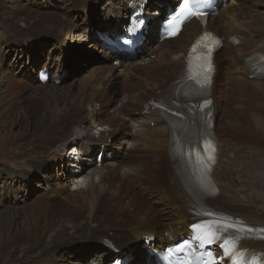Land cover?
I'll return each instance as SVG.
<instances>
[{
  "label": "bare ground",
  "instance_id": "obj_1",
  "mask_svg": "<svg viewBox=\"0 0 264 264\" xmlns=\"http://www.w3.org/2000/svg\"><path fill=\"white\" fill-rule=\"evenodd\" d=\"M117 1L121 4L118 9L124 12L120 21L132 5L122 38L130 45V56L111 46L112 51L104 54L113 62L106 67L108 79L97 78L95 90L94 82L89 81L79 87L77 94L69 92L68 95L64 88H56L54 84L57 69L49 87L48 83L37 87L22 83L21 87L13 78L6 77L4 82L0 79V153L5 155L0 168V234L6 232L11 220L19 219L22 207L26 212L24 216L29 219L18 239L8 232L12 240L10 250L4 252L17 264H57L52 261V255L63 244L104 240L102 249L86 251L92 252L89 263L94 264L112 250L110 247L117 249V243L128 234L148 237L147 242L131 252L118 254L113 250L115 257L121 254L125 257L118 264H153V259L163 264L155 253L156 241L163 250L171 247L179 237L189 233L191 225L204 221L202 216L206 212L264 228V73L254 76L246 63L252 56H261L264 62V19L254 14V5L264 6V0H232V3L239 2L236 9L239 15L235 16L230 14L231 6L226 7L229 0H211L213 5L209 8L213 10L216 3L215 7L222 8L218 10L222 12L209 16L205 27L201 28L192 20L184 24L177 38L163 42L157 39L149 51L141 55L135 54L134 48L145 40V15L151 11V6H166L167 1L145 5L147 0H116V3L105 4L107 10L114 11ZM64 2L69 8L80 5L85 9L84 2L88 0ZM240 5L246 7V11L241 10ZM0 10L9 18L8 25L0 22V42L19 39L38 42L47 38L62 41L70 36V30L64 27L60 17L47 12H41L44 14L41 16L22 5L21 0H0ZM170 11L172 9L166 6L164 18L158 23L159 34L161 22ZM112 27L115 28V24ZM203 33L219 38L223 44L214 56L215 73L209 90L213 115L211 137L218 143L216 152L219 154L211 177L218 194L206 197L205 207L199 204L202 201L194 180L186 167L177 162L173 151L171 130L180 127L156 115L152 107L157 100L166 106L165 96L182 75L190 46ZM114 38V34L103 35V48L122 42ZM121 60H126V64ZM223 61H226V71L220 67ZM116 66L123 67L120 94L127 100L122 98L117 113L110 114L105 110V103L109 96H118L111 87ZM45 67L43 65L42 69ZM103 81L108 84L101 85ZM120 115L125 119L120 120ZM9 122L18 133H1ZM152 124L161 132L149 136L146 129ZM103 127H106L103 133L97 132ZM180 129L189 136L204 130L190 126ZM115 134L119 136L118 145H127L119 157L111 150L116 143L110 139ZM72 138L70 150L77 147L81 151L75 156L84 154V157H74L77 162L61 167L64 172L72 171L69 167L75 168L70 178L75 190L61 198L46 191L45 200L38 199L31 207L26 203L21 207L16 204L20 200L12 185L17 178L25 181L27 169L41 170L45 157L63 160L59 153ZM92 146H99L104 153L100 169L96 167L95 158L87 156ZM48 169L46 166L45 170ZM123 169L126 172H122ZM48 175L44 173V177ZM159 178L161 183L156 184ZM11 197L16 201L6 203ZM150 198L164 206L165 214L161 215ZM249 249L264 253V242L244 243L237 251L238 259L243 262L261 264L263 260L250 255ZM213 250L220 255L216 247ZM143 254H147L146 257Z\"/></svg>",
  "mask_w": 264,
  "mask_h": 264
},
{
  "label": "rangeland",
  "instance_id": "obj_2",
  "mask_svg": "<svg viewBox=\"0 0 264 264\" xmlns=\"http://www.w3.org/2000/svg\"><path fill=\"white\" fill-rule=\"evenodd\" d=\"M166 1V6H168L170 9H172L173 6L177 3V0ZM111 2L116 3V0H88V2H84L86 4L85 7H87L85 9H82L80 5L69 8L64 0H21L22 5H27L31 8V10L38 12L41 16H44V14H42L41 12H47L57 15L58 18L60 17L59 20H61L62 23L65 24L64 27L70 30V36H66L62 41L47 38L42 39L41 41L39 40L38 42L32 39H19L18 41L0 42V79H2V82L6 80V77H10L13 78L21 87H23L22 83H27L32 85L33 87H37L41 82L36 80V75L38 73H46L48 79L42 84L48 83L49 87L53 83L51 78L57 69L58 71L56 78L54 79V84L56 88H64L68 92V95L69 92H71L70 95L77 94L79 87L81 88L82 84H85L89 81L94 82L93 84L95 86V90L97 87V85L95 84L99 78L105 77V80L108 79V74L105 73L106 67L113 63L110 62L109 59H106L104 57L105 52H111L112 50L110 45H106L107 47L103 48L102 36L105 34L109 36L110 34H114V36L120 34L119 30L122 29L123 31L127 25L128 20L126 17L128 16L129 10L132 7L131 5L130 7H128V9L125 10L126 17L120 21V18L124 16V12L122 10L121 12L120 9H118L121 4L117 1V8L114 11H109L107 10V6H105V4L107 5ZM158 2H160V0H147V2L145 1V3L143 4L151 5L153 3H157V5H159ZM6 3H8L7 5H10L9 2L6 1ZM238 4L239 2L234 1L232 3V0L228 1L226 7L228 5L231 6L230 14H233L234 16L235 14H238L236 11V9L238 8ZM166 6H162L159 8H154L151 6V11L147 12L148 15H145V17L147 18L145 41L137 50V55H141V53L149 51L155 41L159 39L158 23L162 21L165 13L167 12H165ZM254 7V9H256V12H254V14L264 19V6L255 4ZM219 8L220 7H215L216 11L213 15L217 16L218 14H221L222 11L218 10H221L222 8ZM239 8H241V10L243 11H246V7H241L240 5ZM3 11L4 10H0V22L1 24L8 25V15L3 14ZM154 12L157 13L154 14ZM225 21L229 23L228 19H225ZM114 24L116 26L115 28L112 27V25ZM154 24L156 25L154 26ZM116 30L117 33H115ZM151 59L153 60V57H151ZM121 62L122 64H126L127 61L121 60ZM43 65H46L44 69H42ZM119 66H116V77L113 79V81H111L112 90L117 91L118 96H109L107 102L105 103V110L110 114L117 113V106L123 99H126L123 98L122 94H120V85H122V79L124 77L122 73L120 74V71L123 69V67ZM226 66V61H223L220 67L221 69L223 68L224 71H226ZM106 83L108 84V82L103 81L101 85H105ZM88 93L92 94L93 92L88 91ZM126 103L127 101H125L124 104ZM119 119L124 120L125 117L120 115ZM11 124L12 122L6 124L1 133L4 134L8 131H11L12 134L18 133L19 131L12 127ZM146 132L149 136H151L158 132L160 133L161 129L152 124L148 126ZM118 138V134H115L111 137L110 142L116 143ZM73 140L74 138L70 139L59 153L64 158L63 160L59 158L53 160L50 157H45V164L41 170L27 169L28 176L25 181H20V179L17 178L18 180H16V183L12 185V187L14 186V189L18 191L17 196L20 200V203L17 202L16 204L20 205L21 207L24 205V203H26V205H30L31 207L32 203L38 199L43 202L45 200L44 198H46L45 193L47 192H51V194H55L57 197L61 198L63 195L66 196L72 190H75V185H73L72 181H70L75 168L69 167L70 169H72V171L64 172L61 167V165H69L70 163L77 162V159L73 160L74 157H77L79 159L84 157V154L82 157L75 156L76 153H79L81 151L79 148L75 147L74 151L70 150L73 146ZM126 148V144H123L122 146L116 143L115 146L111 147V150L116 157H119L123 153V150ZM90 155L95 158L96 167H99L98 169H100V166L102 165V159L104 158V153L102 152L100 147L92 146V148H90V152L87 153V156ZM4 162L5 155L0 153V168L3 167ZM46 166H48V170H45ZM46 172L49 173L48 177H44V173ZM63 172L65 176H63ZM122 172H126V169H123ZM157 183H161L160 178L158 181H156V184ZM80 186L81 184H78V187ZM58 194L61 196H58ZM9 199L6 201V203L16 201L12 199V197ZM154 201L153 199H151V202ZM154 205L158 207V210L161 211V215L165 214L166 211L163 210L165 208L161 203H155ZM26 210L28 213H30L28 207L26 208ZM24 213L26 212L22 207V209L19 211V219L15 221L11 220L9 222L10 226H8L9 224L6 225V232H2L0 234V264H17L10 260L9 256L5 254L4 250H10L8 246L11 243L12 238L11 236L9 238L8 232L12 236L14 235L16 240L19 238L20 232L22 230H25L24 228L26 227L29 219H26ZM2 224L3 226H5L3 222ZM127 236H124V239L122 240L117 238L121 240L117 243V249H113L112 247H110L112 249L109 250L110 253L106 252L104 258L99 259L98 262L94 264H106L107 261L108 264H117L124 260L125 257L121 256L122 254L118 257H115L113 254L114 251H116L118 254H120L121 252L126 253V251L131 252V250H135L137 249V247L142 245L144 241L147 242L146 238H148L140 234H134L131 236L130 234H128ZM181 237H184V235H182ZM103 241L104 240L100 241V239L84 240L82 242L74 241L71 244H63L64 246L58 247L57 251L53 253L52 261H55V263L57 264H92L89 263L91 261L89 256L92 252L87 253L86 251L96 250L100 248L102 249ZM175 242H173V244ZM155 245L157 246V250L154 248L156 254L163 250L159 241H156ZM143 255L146 257L147 254ZM153 264H157L154 259ZM223 264H225V262Z\"/></svg>",
  "mask_w": 264,
  "mask_h": 264
},
{
  "label": "snow or ice",
  "instance_id": "obj_3",
  "mask_svg": "<svg viewBox=\"0 0 264 264\" xmlns=\"http://www.w3.org/2000/svg\"><path fill=\"white\" fill-rule=\"evenodd\" d=\"M190 2L196 4L199 7V6L206 5L207 3H209V0H183L182 5L180 6V11L174 12V14L172 15L171 19L168 21V23L172 24L175 21L178 24H182V23L186 22L187 19L191 18L192 14L185 12V6L188 5ZM208 38H210L208 36V34H205V36L202 37V39H208ZM206 71L208 73L211 72L210 62L208 63ZM43 75L44 74H42V77H43ZM209 83H210V77L208 75H205L204 83L201 85V87L203 88ZM206 147L209 149V151L207 153L206 160L203 159V154H200L199 152L197 153L198 156L200 157L199 166L203 169V171L201 173L202 177H203V179L201 181L202 186L206 185V182L208 180V176H209V173H210V170H211V164L214 163V161H215L214 147L211 144H206ZM232 226L233 225H227L225 227V230H227L228 227H232ZM201 227H202V225H193L194 230L195 229H199ZM217 231H219V229ZM237 231L240 232V233H243V232H254V231L264 232V229L256 230V229L247 228L246 226L241 225L240 227L237 228ZM214 238H217V237L209 236V238L207 240L204 237H201V236L194 237V239H199L201 241V246L204 243H206V242L207 243H211L212 239H214ZM238 238L239 237H237V239ZM227 243H228V241L226 240L225 244H227ZM225 254H227V252ZM200 264H206V262L205 261H201Z\"/></svg>",
  "mask_w": 264,
  "mask_h": 264
},
{
  "label": "water",
  "instance_id": "obj_4",
  "mask_svg": "<svg viewBox=\"0 0 264 264\" xmlns=\"http://www.w3.org/2000/svg\"><path fill=\"white\" fill-rule=\"evenodd\" d=\"M246 63L248 64L249 62H248V61H246ZM247 67H248V68L250 67V66H249V64H248V66H247ZM255 71H256V70H255ZM255 71H250V72H251V73H253V74H255V73H254ZM263 263H264V262H263Z\"/></svg>",
  "mask_w": 264,
  "mask_h": 264
},
{
  "label": "trees",
  "instance_id": "obj_5",
  "mask_svg": "<svg viewBox=\"0 0 264 264\" xmlns=\"http://www.w3.org/2000/svg\"><path fill=\"white\" fill-rule=\"evenodd\" d=\"M121 32H122V29L119 30V33H121ZM38 76H39V75H36V78H37Z\"/></svg>",
  "mask_w": 264,
  "mask_h": 264
}]
</instances>
